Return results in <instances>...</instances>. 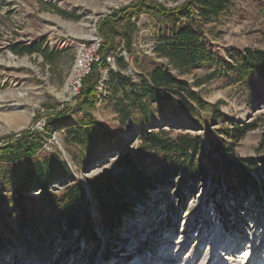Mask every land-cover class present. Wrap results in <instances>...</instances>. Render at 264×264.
<instances>
[{
  "label": "rangeland",
  "instance_id": "374dc122",
  "mask_svg": "<svg viewBox=\"0 0 264 264\" xmlns=\"http://www.w3.org/2000/svg\"><path fill=\"white\" fill-rule=\"evenodd\" d=\"M187 1L0 0V146L21 132L42 131L49 117L67 109L64 121L51 122L34 157L11 162L0 156V190L13 193L9 180L17 177V171L27 169L32 159L44 160L58 152L75 181L86 189L88 180L116 175V207L119 199L134 207L132 215L123 211L118 221L113 198L103 206L88 191L87 206L80 207L91 213L100 232L99 244L79 250L75 240L61 242L55 256L45 259L15 245L0 251V264H264V153L259 152L263 123L237 145L217 133L231 128L229 120L250 123L264 112L263 81L243 80L225 71V63L236 65L230 55L264 51V0H231L225 13L201 21L202 30L195 21L192 26L200 37L187 45L186 52L199 51L211 62L184 68L174 63L172 52L177 31L192 17L167 22L147 8L170 11ZM125 8L130 18H109ZM134 12L139 13L137 18ZM83 24L89 28L82 29ZM91 28L106 35L113 58L98 69L94 80L97 98L91 114L100 126L89 127L96 136L92 147L85 144L87 140L79 142L78 129H87L79 125L86 119L80 100L66 102L77 49L90 38ZM13 44H42L46 53L18 56L11 51ZM202 45L206 49L198 48ZM23 60L30 66L21 64ZM154 68H164L198 87L201 97L219 105L227 119L212 122L209 113L207 117L202 113L206 122L199 125L175 99L162 107L164 111L149 99L137 104L136 94ZM163 131L171 141L187 134L202 138L194 165L205 167L207 177L192 176L178 154L162 150L144 149L145 164L133 172L119 168L120 149L135 151L145 134ZM109 133L113 140L102 147L100 139L106 140ZM3 167L10 173L3 175ZM248 175L257 181L249 182ZM149 182L156 190L149 188ZM69 183L60 179L51 189L59 196Z\"/></svg>",
  "mask_w": 264,
  "mask_h": 264
},
{
  "label": "trees",
  "instance_id": "16d2710c",
  "mask_svg": "<svg viewBox=\"0 0 264 264\" xmlns=\"http://www.w3.org/2000/svg\"><path fill=\"white\" fill-rule=\"evenodd\" d=\"M230 4L231 0H188L174 10L167 11L159 7H148L147 11L150 14L161 16L167 22H180L183 18L190 20V17H192L189 24L177 31L172 52L174 63L185 68L194 64L211 62L209 57L206 58L199 51L191 53L190 50L186 52L187 45H192L200 37V32L194 30L192 24L196 21L197 26L202 30L201 21H210L212 17H219L228 10ZM142 10L143 8H141ZM138 15L139 13H133L134 18H137ZM121 16H126L125 19L130 18L131 14L128 13V8L114 11L109 18L120 21L123 20ZM132 29L134 28L132 27ZM100 36H102L101 33ZM102 38H105L106 41L101 47L100 54L102 59H106L110 55L108 52L112 49L111 42L106 35ZM126 38L128 41L129 37L126 36ZM198 48L206 49L203 45ZM11 51L18 56L45 55L46 53L42 44L30 46L13 44L11 45ZM46 58H48V61L52 59L51 56ZM230 59L236 65L232 67L230 64L225 63L226 72L234 73L239 78L247 81L251 77H256L262 80L264 85V51H247L246 54L230 55ZM107 65V62H105L102 67ZM98 69L97 65L94 66L92 73L84 80L81 94L78 97V100H80L79 107L86 115V119L79 125L87 127L86 130L83 128L78 129L79 142L82 144L84 143L83 140H87L88 143L85 142V144L91 147L96 144V136L94 130L89 127L92 124L100 126L91 114L97 98L95 86L97 81L94 80L99 74ZM195 88L198 87L191 86L188 81L175 78L164 68H154L149 73L148 78H145L141 91L137 92L135 99L137 104L144 99H149L158 104L161 111H164L162 107L167 106L174 99L179 100L185 112L199 125H204L206 122L202 118V113H205V115L209 113L208 117L212 122L226 120L227 118L221 111L220 106L205 101ZM262 102L264 106V100ZM67 108L69 109V106ZM66 111L67 109L62 112L56 111L55 116L47 119L42 131L30 129L21 132L18 138L14 135L6 140L0 146V156H5L11 162L16 159H31L34 157L42 146L43 136L48 134L51 122L54 121L60 124L66 118L64 116ZM142 114L148 117L144 111H142ZM229 121L231 128L219 129L217 133L223 134L229 142L237 145L251 130L257 128L259 122H262L264 126V112L250 123ZM80 134L83 136H80ZM168 136V132L165 131L159 133L149 132L142 137L143 142L139 149L135 151L120 149L123 154L118 162L119 168L125 172L127 170L133 172L139 165L145 164V157L142 154L144 149L150 151L162 150L165 154H178L192 176L207 177L205 167L196 169L194 165L197 155L202 150V138L187 134L178 136L175 141H171ZM100 140L102 142L101 146L104 147L113 140V136L109 133L106 140L103 138ZM259 146V152L264 153V129L262 130ZM215 148L220 149V151L224 149L222 145H215ZM54 155L44 160L32 159L27 169L17 171V177L14 180H9L10 185L13 187V193L6 194L4 190H0V251L5 252L8 248L18 245L28 254L35 253L39 258L45 259L55 256L56 249L61 242L65 244L75 240L79 250L83 245L89 247L93 243L95 245L99 244L101 240L100 232L93 224L91 213L87 207L84 209L80 207L81 204L87 206L88 191L103 206L107 204L108 199L113 198L112 207L116 210L118 221L121 220L123 211L132 215L131 212H133L134 207L123 203L122 199H119V207L115 205L118 194L114 185L117 181L116 175L108 174L88 180L86 182L89 189H86L75 181L69 164L62 159L60 153L57 152ZM255 170L259 173L258 167H255ZM2 173L7 175L10 171L8 168L3 167ZM60 179H67L72 183H69L58 196L54 194L51 185L58 180L60 181ZM247 180L256 182L257 178L248 175ZM149 188L156 190L155 183L149 182Z\"/></svg>",
  "mask_w": 264,
  "mask_h": 264
},
{
  "label": "built area",
  "instance_id": "2783aa9c",
  "mask_svg": "<svg viewBox=\"0 0 264 264\" xmlns=\"http://www.w3.org/2000/svg\"><path fill=\"white\" fill-rule=\"evenodd\" d=\"M103 43L102 37L96 33L86 42L79 44L67 83L66 102L75 101L80 96L84 80L92 73L94 66L97 65L101 70L105 62L107 64L111 63L113 59L111 56H108L106 59H102L101 57L100 50Z\"/></svg>",
  "mask_w": 264,
  "mask_h": 264
},
{
  "label": "bare ground",
  "instance_id": "6f19581e",
  "mask_svg": "<svg viewBox=\"0 0 264 264\" xmlns=\"http://www.w3.org/2000/svg\"><path fill=\"white\" fill-rule=\"evenodd\" d=\"M104 10H105V8H104ZM58 21L61 22L60 19H58ZM81 26L83 27L82 29H87V28H89V26L86 25V24H83V25H81ZM88 33H89V34H88V37H92V36L95 35V30H94L93 28H91V29L89 30ZM14 60H15L14 56L11 55V56H10V62H9V63L12 64V63L14 62ZM20 63L23 64V65H25V66H30V65H29L30 63L27 62V60L20 61ZM248 254H249V253H248ZM248 254L245 252V257H248V256L250 255V254H249V255H248ZM245 257H244V258H245ZM249 257H250V256H249ZM165 260H166V259H165ZM167 260H168V259H167ZM227 261H228V260H227ZM221 262H222V261H221ZM162 263H163V264H167L166 261H163ZM162 263H161V264H162ZM218 264H220V263H218ZM221 264H222V263H221Z\"/></svg>",
  "mask_w": 264,
  "mask_h": 264
}]
</instances>
